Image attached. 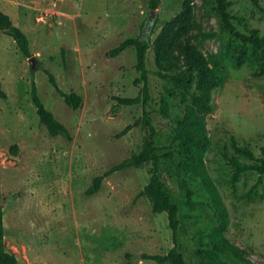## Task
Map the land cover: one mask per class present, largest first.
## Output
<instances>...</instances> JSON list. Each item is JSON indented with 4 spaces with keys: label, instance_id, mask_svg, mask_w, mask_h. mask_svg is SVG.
<instances>
[{
    "label": "rangeland",
    "instance_id": "1",
    "mask_svg": "<svg viewBox=\"0 0 264 264\" xmlns=\"http://www.w3.org/2000/svg\"><path fill=\"white\" fill-rule=\"evenodd\" d=\"M12 1L18 9L9 14L27 34L37 66L33 70L30 58L0 30V78L9 95L0 98V208L8 251L16 254L18 264H159L144 255L167 254L175 242L168 214L155 213L150 199L140 196L152 164L105 176L138 153L149 136L137 121L142 107L120 105L115 99L139 93L134 84L136 52L129 49L117 57L108 52L128 37L155 39L182 10L184 0H163L152 29L142 28L150 0ZM230 1L237 29H258L264 35V0ZM194 5L193 33H212L202 47L214 57L222 81L213 90V109L201 113L210 138L205 163L230 214L224 235L251 263L264 264V175L246 172L234 186V168L226 157L237 156L233 137L257 159L264 157V77L254 76L260 65L255 49L233 36L214 1L194 0ZM244 51L249 60L239 66L236 58ZM147 65L156 147L160 154L174 155L162 161L161 176L180 206L179 248L188 264L221 258L242 264L212 250V230L219 220L184 166L182 122L189 107L198 110L192 92L177 85L172 75L194 86L196 72L177 54L167 76H159L153 48ZM40 66L53 72L65 92L83 97L79 109L66 103ZM33 80L47 108L70 130V140L52 136L42 124L32 100ZM98 176H103L100 190L88 195ZM188 189L193 208L187 204Z\"/></svg>",
    "mask_w": 264,
    "mask_h": 264
},
{
    "label": "trees",
    "instance_id": "2",
    "mask_svg": "<svg viewBox=\"0 0 264 264\" xmlns=\"http://www.w3.org/2000/svg\"><path fill=\"white\" fill-rule=\"evenodd\" d=\"M162 1L150 0L149 8L158 10ZM213 1L220 13L222 21L231 29L233 36L241 40L244 45L250 44L253 46L255 49L254 55L260 63L254 76L264 77V35H261L258 29H248L247 32L237 29L231 10L233 5L232 1ZM145 25L146 21H144L142 28ZM195 29L194 0H184L182 10L163 25L155 39L145 37L143 34L138 37H128L116 48L108 52V55L111 57H117L129 49H134L136 52V69L138 75L134 79V84L140 87L139 93L135 97L116 96L115 99L120 105H138L142 107V115L137 121L149 131V136L138 153H134L129 158L111 167L106 171L105 176H109L118 170L131 167L140 168L147 163L152 164L150 180L140 193V196H146L150 199L155 213L166 212L168 214L169 226L173 232L175 246L167 254H145L144 256L159 264H188L184 253L179 248L178 235L181 226L180 206L166 188L161 176L162 161L165 158L172 159L174 155L171 152L165 154L158 152L156 147L158 130L154 124L152 112L148 108L152 100L150 70L147 65L149 49L153 48L154 50L155 62L158 68L157 74L163 78L167 76L166 72L172 69L175 55H183L191 69L196 72V83L192 86L189 82L186 83L180 75H172V79L177 85L183 86L187 91L192 92L194 106L198 112H195L190 107L188 108L187 115L182 122L185 128V135L183 136L181 134L180 144L185 157L184 166L187 174L192 180L197 181L202 186L219 220V227H214L212 230V250L221 255L227 254L239 263L253 264L224 235L229 230V210L205 163V153L208 150L210 138L208 135L207 118L201 112L203 110L211 111L213 109V90L222 81L218 77V68L214 57L207 54L202 47L204 40L212 37V33L200 32L195 34L193 33ZM0 30L15 40L17 47L24 56L28 58L33 57L27 34L21 27L15 24L11 15L7 14L1 8ZM65 49V47L61 49L63 55H65ZM248 60L249 53L248 51H244L236 58V63L241 66ZM40 69H43L48 75L50 83L58 94L64 97L66 103L74 109H79L83 102V97L76 91L65 92L50 69L43 68L42 66H40ZM8 96L0 78V98L6 100ZM32 100L37 108L42 124L48 128L49 133L52 136H60L70 140L72 138L70 130L47 108L34 80L32 82ZM128 130L129 128L123 134ZM232 146L237 156L226 155V157L234 168L232 176L234 186L246 172L256 171L260 175H264V157L257 159L254 151L246 146H241L235 137L232 138ZM17 148L18 146H15L16 150ZM239 156L253 160V162H243ZM102 179L103 176L96 177L86 193L88 195L97 193L101 188ZM187 204L191 208L195 206L190 189H188ZM5 235L4 213L2 208H0V264H18L16 254L8 251L6 247ZM208 264H228V262L221 258L211 260Z\"/></svg>",
    "mask_w": 264,
    "mask_h": 264
},
{
    "label": "water",
    "instance_id": "3",
    "mask_svg": "<svg viewBox=\"0 0 264 264\" xmlns=\"http://www.w3.org/2000/svg\"><path fill=\"white\" fill-rule=\"evenodd\" d=\"M157 17H158V11L154 9H150V14L148 16V19L146 21V27L150 26V29L154 27V25L157 23ZM30 62L32 64V69H36V58L33 56L30 58Z\"/></svg>",
    "mask_w": 264,
    "mask_h": 264
},
{
    "label": "crops",
    "instance_id": "4",
    "mask_svg": "<svg viewBox=\"0 0 264 264\" xmlns=\"http://www.w3.org/2000/svg\"><path fill=\"white\" fill-rule=\"evenodd\" d=\"M0 8L4 10L7 14L15 12L18 7L12 0H0ZM10 15V14H9ZM20 16L18 15V18Z\"/></svg>",
    "mask_w": 264,
    "mask_h": 264
}]
</instances>
